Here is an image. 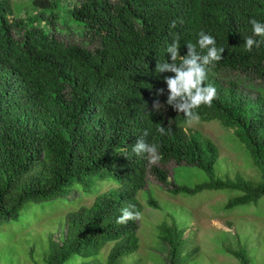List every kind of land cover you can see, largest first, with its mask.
<instances>
[{"label":"trees","instance_id":"trees-1","mask_svg":"<svg viewBox=\"0 0 264 264\" xmlns=\"http://www.w3.org/2000/svg\"><path fill=\"white\" fill-rule=\"evenodd\" d=\"M252 19L264 23V0H32L23 18L0 0V221L16 220L28 202L64 198L75 185L89 191L95 181L115 180L118 187L66 215L62 243L48 259L63 264L112 242L108 264H115L138 247V220L117 218L128 205L141 213L136 195L149 175L171 195L239 193L226 210L256 204L264 196V43L247 51L244 42L264 38L253 35ZM201 31L225 51L205 81L217 98L196 111L201 122L234 130L258 181L217 177L216 145L184 129V114L167 105L164 77L173 74H159L156 64L171 62L166 49L177 37L187 55ZM71 35L77 41L63 38ZM157 89H164L160 112L152 108ZM145 131L159 145L156 164L132 151ZM170 162L207 180L177 186L162 169ZM149 204L157 207L152 198ZM182 236L175 223L160 227L170 264ZM227 253L248 264L244 251Z\"/></svg>","mask_w":264,"mask_h":264},{"label":"rangeland","instance_id":"rangeland-1","mask_svg":"<svg viewBox=\"0 0 264 264\" xmlns=\"http://www.w3.org/2000/svg\"><path fill=\"white\" fill-rule=\"evenodd\" d=\"M31 2L9 0L14 16L19 18L31 12ZM63 38L77 41L74 35ZM184 129L197 132L216 145L217 177L259 180V172L234 130L223 128L216 121L185 124ZM162 169L168 181L177 186L193 187L207 180L203 172L193 167H176L170 162ZM116 187L115 180H98L89 191L83 185H75L64 198L26 203L16 220L0 221V264H48L52 250L62 243L66 215L81 206H90L98 195ZM238 194L231 190H205L195 195H171L149 175L147 186L136 195L142 206L138 247L115 264H170L167 247L160 239V227L172 223L183 231L182 244L172 264H239L228 251H244L248 264H264V196L256 204L226 210L227 201ZM150 198L156 208L149 204ZM112 247V242L107 243L95 253L91 250L88 256L73 255L63 264H108Z\"/></svg>","mask_w":264,"mask_h":264},{"label":"clouds","instance_id":"clouds-1","mask_svg":"<svg viewBox=\"0 0 264 264\" xmlns=\"http://www.w3.org/2000/svg\"><path fill=\"white\" fill-rule=\"evenodd\" d=\"M253 35L264 38V23L255 19L250 20ZM170 27L175 28L176 22L173 21ZM264 43V39L257 41L252 36L247 37L244 42V48L251 51L254 47L259 48ZM197 45L201 52L197 51ZM187 55H180V40L177 37L167 47L166 52L170 54L171 62H157L155 71L161 73H172V76L164 77L167 84L168 98L167 105L172 106L178 113L184 114L188 125L197 124L200 121V115L196 111L202 105L211 107L213 101L217 98L215 87L211 84L205 85V81L210 71V66L215 62L222 60L223 47H217L216 39L203 31L199 33L197 44L187 43ZM206 50V54H201ZM179 61V62H177ZM164 94V89L156 90V99L153 100L152 108L155 112H160L165 105L161 103L159 97ZM151 114V113H149ZM161 133L165 128L161 125L158 129ZM149 133L145 131L137 139L132 147L136 155L145 154L150 164H156L160 159L159 145L146 141ZM141 213L135 210L134 205H128L121 209V215L117 218V223H127L128 221L138 220Z\"/></svg>","mask_w":264,"mask_h":264}]
</instances>
